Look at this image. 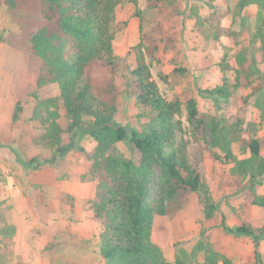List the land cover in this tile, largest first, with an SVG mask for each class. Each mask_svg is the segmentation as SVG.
I'll list each match as a JSON object with an SVG mask.
<instances>
[{"label": "rangeland", "instance_id": "374dc122", "mask_svg": "<svg viewBox=\"0 0 264 264\" xmlns=\"http://www.w3.org/2000/svg\"><path fill=\"white\" fill-rule=\"evenodd\" d=\"M137 1L142 17L136 15L133 0H123L116 9L115 56L134 68L142 30L163 27L174 42L160 43L158 61L150 66L162 96L168 100L176 95L196 97L202 113L221 121L226 115L240 117L244 128L255 123L256 134L264 137V65H253V87L239 88L235 99L216 100L205 93L222 85L224 79L235 84V74L226 71V66L237 67L241 47L258 46L256 34L264 31V8L257 3L240 8V0H168L172 5L162 13L149 10L147 0ZM37 12L30 8L16 22L6 1L0 0V264H105L100 251L103 228L85 210L97 187L89 175L91 162L75 153L62 166L47 163L52 151L39 142L38 124L32 121L35 92L43 99L60 95L57 85L37 88L39 64L31 46V37L40 28L34 16ZM127 73L122 70L118 78L116 121L142 133L153 125L137 98L127 91ZM18 104L22 111L14 121ZM173 127L175 146L167 152L186 157L208 188L205 197L218 209L213 219H207L202 198L191 194L175 215L155 216L152 242L172 263L203 264L215 253L219 264H257L253 238L236 232L243 225L264 228V208L250 204L243 170L222 147L215 148L219 160L205 165L208 145L194 139L186 105L174 116ZM82 145L91 152L96 143L87 135ZM232 150L239 160L250 157L239 141L232 143ZM117 151L129 157L125 143ZM256 165L259 168L260 163ZM161 177L156 167L149 202L160 195ZM256 187L264 195V182ZM259 264H264V237Z\"/></svg>", "mask_w": 264, "mask_h": 264}, {"label": "trees", "instance_id": "16d2710c", "mask_svg": "<svg viewBox=\"0 0 264 264\" xmlns=\"http://www.w3.org/2000/svg\"><path fill=\"white\" fill-rule=\"evenodd\" d=\"M5 1L16 22H21L18 16L22 17L26 10L28 13L30 8L38 11L34 16L38 17L40 28L31 37L32 55L39 64L37 88L57 85L60 95L43 99L35 92L32 121L38 124L39 142L52 151L47 163L62 166L75 153L84 154L91 162L89 175L97 182V187L94 197L86 202L85 210L92 213V220L103 228L100 251L105 264H186L167 261L152 242L155 216L175 215L191 194L202 198L207 219H213L218 209L215 202L205 197L208 188L186 157L167 152L175 146L173 119L183 105H186L194 139L208 145L204 149L205 165L219 160L215 148L222 147L248 179L244 189L250 204L264 208V195H260L256 187L264 182V137L256 134L258 125L250 123L244 128V122L237 116L226 115L222 121L210 117L200 111L198 100L193 96L176 95L170 100L162 96L150 66L158 61L160 43L174 42V37L166 34L163 27L149 32L142 30L137 45L139 56L132 68L120 61L113 49L117 35L113 30L115 13L123 0ZM147 1L149 10L162 13L172 5L168 0ZM133 3L136 15L142 17L138 1L133 0ZM251 3L264 8V0H240V8ZM256 38L258 46H243L237 52L235 69L226 66V71L233 70L235 84L224 79L215 90L205 92L210 98L229 101L235 99L239 88L253 87V65H264L262 29L258 30ZM122 70L128 72L127 91L137 98L145 118L153 125L148 131L141 133L116 121L120 95L118 78ZM177 72L185 73L181 69ZM261 109L264 123V105ZM21 111L18 104L14 121ZM87 135L96 143L91 152L82 145ZM224 135L230 139L226 140ZM235 141L241 143L249 158L235 157L232 150ZM121 143L128 147L127 158L118 155ZM156 167L162 173L160 195L149 202ZM236 232L253 238L259 264L264 228L243 225ZM203 264H219L216 254H209ZM224 264L231 263L225 261Z\"/></svg>", "mask_w": 264, "mask_h": 264}]
</instances>
